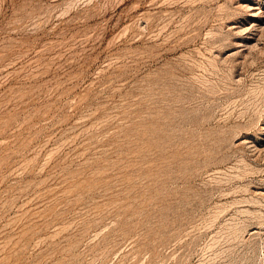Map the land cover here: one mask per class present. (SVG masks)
I'll return each mask as SVG.
<instances>
[{"label": "rangeland", "instance_id": "rangeland-1", "mask_svg": "<svg viewBox=\"0 0 264 264\" xmlns=\"http://www.w3.org/2000/svg\"><path fill=\"white\" fill-rule=\"evenodd\" d=\"M0 264H264V0H0Z\"/></svg>", "mask_w": 264, "mask_h": 264}]
</instances>
